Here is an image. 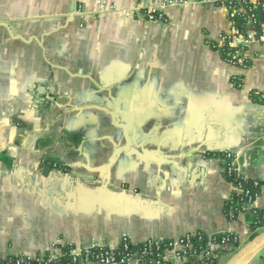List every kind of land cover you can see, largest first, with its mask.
I'll use <instances>...</instances> for the list:
<instances>
[{
	"label": "crops",
	"instance_id": "0c3cea01",
	"mask_svg": "<svg viewBox=\"0 0 264 264\" xmlns=\"http://www.w3.org/2000/svg\"><path fill=\"white\" fill-rule=\"evenodd\" d=\"M162 2L0 0V258L124 236L251 239L243 213L227 216L233 186L207 154L232 152L261 180L253 206L264 208V42L249 26L250 64H233L209 44L232 26L221 0L137 16ZM103 181L120 200L97 191ZM256 256L264 264V247Z\"/></svg>",
	"mask_w": 264,
	"mask_h": 264
},
{
	"label": "built area",
	"instance_id": "2783aa9c",
	"mask_svg": "<svg viewBox=\"0 0 264 264\" xmlns=\"http://www.w3.org/2000/svg\"><path fill=\"white\" fill-rule=\"evenodd\" d=\"M175 3H181V0H163L160 6H151L143 14L138 12L137 16L144 17L148 20L163 19L164 13L162 8L167 4ZM221 3L227 7L229 14H231V7L234 8L233 10L236 9V5L231 3V5H227L225 0H221ZM101 7H107V4H102ZM77 11L82 12L81 6H78ZM227 34H229L230 45L232 47H237L241 42H247L250 37L249 33L245 35L234 26H231ZM257 38L264 42V28L262 34H257ZM222 39L223 37L221 34L220 42ZM235 53L241 54V51L236 49ZM242 60L243 58L239 59L240 62H242ZM227 157L231 158L232 163L229 166L222 167V170H227L229 173L235 172L238 175L243 174L245 177H249L236 167L232 152H227ZM256 180L258 181V179ZM231 184L233 186L232 190L243 191L241 185H236L232 182ZM245 194L247 195V200L243 206L244 212L252 213L257 208L253 206L256 197L254 198L248 189L245 190ZM198 233L199 232H189L177 239L167 238L169 241L166 244L161 243L165 238H148L141 243H134L128 237L124 236L121 243L116 247L107 246L101 242H94L89 246L83 247L69 245L66 251L58 248L37 255H17L11 260H6L5 264H161L163 261L173 264H188L189 258L186 256V248L191 246L190 239ZM215 234H207L209 237L206 243L207 248L192 255V262L190 264H196V261L204 256H215L216 249L220 247L223 248L229 244L225 238L222 242L216 241ZM148 256L152 258L149 261L147 260Z\"/></svg>",
	"mask_w": 264,
	"mask_h": 264
},
{
	"label": "trees",
	"instance_id": "16d2710c",
	"mask_svg": "<svg viewBox=\"0 0 264 264\" xmlns=\"http://www.w3.org/2000/svg\"><path fill=\"white\" fill-rule=\"evenodd\" d=\"M227 5H236V9L231 7L230 20L232 26L236 27L241 33L247 35V29L251 26L256 34L260 35L263 33L264 28V0L261 2H254L251 0H225ZM231 3V4H230ZM222 41H210L209 44L212 48L220 51L224 59L227 61L247 67L250 64L248 58L245 57L243 50L245 49V43H240L237 47H232L230 45L229 34L226 32L222 33ZM239 49L241 54H236L235 50ZM240 58H243L242 62L239 61ZM234 85L240 86L241 81L239 77L233 78ZM210 157H216L220 159L222 167L231 165V158L227 157V152H209L207 154ZM223 175L233 184L241 185L243 191L232 190L230 198H228L225 202V212L229 218L235 219L238 217L240 213H243L248 221L251 234L250 238H253L258 233H260L261 228L264 227V208H256L254 212L248 213L244 212L243 206L245 201L247 200V195L245 194V190H249L250 194L255 198L261 192L262 182L260 179L258 181L251 177H245L243 174H236L235 172L229 173L227 170H223ZM257 181V183H256ZM199 232L197 235L193 236L190 239L191 246L186 248V256L189 258V263L192 262V255L199 253L201 250L207 248V240L208 235L203 231ZM215 239L218 242H222L223 239L232 244L231 252H236L240 243L237 239V235L235 233H217L215 234ZM236 237V239H235ZM169 239L165 238L161 241L162 244H166ZM165 246V245H164ZM69 245L61 246L60 248L63 251L68 249ZM224 247L218 248V250H223ZM217 251V250H216ZM15 256H8L7 258H0V264H5L6 260H11ZM151 257H147V260H151ZM161 264H173L167 261L161 262ZM185 264V263H182ZM196 264H221L219 257L215 256H204L203 258L196 261Z\"/></svg>",
	"mask_w": 264,
	"mask_h": 264
},
{
	"label": "water",
	"instance_id": "95a60500",
	"mask_svg": "<svg viewBox=\"0 0 264 264\" xmlns=\"http://www.w3.org/2000/svg\"><path fill=\"white\" fill-rule=\"evenodd\" d=\"M189 155L198 156L199 152L197 149H194L190 152ZM141 157L143 156L141 155ZM114 160L115 157L113 156L110 159V163H112ZM157 162H159V160H157ZM48 170H50L49 165H47L45 168V171ZM100 190H107V193L114 202L120 200V198L122 197L121 194L115 193L113 190L109 189L108 183L106 181L101 182V184L97 186V191ZM95 198L97 203H100L102 201L99 195H96ZM263 247H264V230L258 233L253 238H251L247 243L242 245L223 264H246V262Z\"/></svg>",
	"mask_w": 264,
	"mask_h": 264
},
{
	"label": "rangeland",
	"instance_id": "374dc122",
	"mask_svg": "<svg viewBox=\"0 0 264 264\" xmlns=\"http://www.w3.org/2000/svg\"><path fill=\"white\" fill-rule=\"evenodd\" d=\"M238 239V238H237ZM228 245H231L232 246V244L231 243H229ZM81 247H83V246H81ZM240 248V247H239ZM217 251L215 252V257H217V255H218V252L220 251V250H218V249H216ZM257 256L256 257H254L251 261H248L246 264H254L255 263V261L257 260Z\"/></svg>",
	"mask_w": 264,
	"mask_h": 264
}]
</instances>
